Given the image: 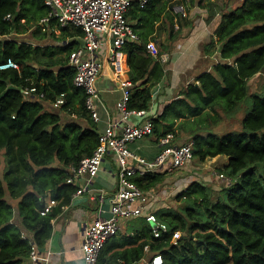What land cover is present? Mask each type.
<instances>
[{
    "label": "trees",
    "instance_id": "obj_1",
    "mask_svg": "<svg viewBox=\"0 0 264 264\" xmlns=\"http://www.w3.org/2000/svg\"><path fill=\"white\" fill-rule=\"evenodd\" d=\"M166 2L149 0L135 13L150 30L139 33L134 25L140 38L121 48L128 54L133 81L130 109L149 108L153 89L163 77L165 44H157L160 51L153 55L147 43ZM48 12L44 0H0V65L9 58L19 64L0 68V264L32 262V249L47 245L54 218L71 204L78 188L67 181L69 169L93 153L102 131L86 109L84 90L74 84L72 67L36 70L30 62L37 49L5 37L25 32ZM215 33L223 61L200 73L199 84L190 83L180 98L165 106L154 120V136L158 141L168 132L176 134L175 119L183 118L179 127L190 134L180 142L193 141V158L201 162L224 156L227 162L218 172L230 180L215 194L213 186L196 178L176 194L185 201L181 210L156 211L169 230L155 236L148 226L144 233L150 236L153 253L162 255L161 264H264V89L251 92L249 84L264 72V0L234 6L223 14ZM152 38L157 42L156 35ZM29 86L37 87L36 98L24 95ZM40 92L45 93L43 99L38 98ZM61 92L66 102L57 109L52 101ZM243 102L247 108L240 120L242 130L216 132L215 125L236 115ZM64 111L75 116L64 119ZM165 175L138 176L136 181L148 190L163 186ZM52 200L56 203L50 205ZM176 231L182 233L175 241ZM130 239L137 241L136 236ZM145 244L117 252L115 259L106 258L105 246L100 262L111 264L129 255V263L137 261Z\"/></svg>",
    "mask_w": 264,
    "mask_h": 264
},
{
    "label": "crops",
    "instance_id": "obj_2",
    "mask_svg": "<svg viewBox=\"0 0 264 264\" xmlns=\"http://www.w3.org/2000/svg\"><path fill=\"white\" fill-rule=\"evenodd\" d=\"M162 1L166 2L167 0ZM242 1L184 0L187 7L185 17L177 15L171 4L166 2L167 6L161 19L156 21L155 27L149 33L150 39H153L154 35L157 36L155 39L159 47L161 44H165L161 50L164 74L152 93L151 110L156 111L155 116L162 113L165 106L171 101L180 98L183 95V90L190 83L199 84L196 78L200 73L212 70L215 64L223 61L219 56L220 45L215 44V32L223 14L234 6L240 5ZM128 13L131 23L135 25L139 33H147L150 30L147 27V22L142 20L140 15H135V13H140L138 4L135 3ZM172 16H175L173 23ZM42 18L39 21L33 20L25 32L13 33L5 37H13L20 43H26L31 49H37L33 52V59L30 62L36 70L45 69L56 72L63 67H70V51L82 44L83 31L80 33L81 29L75 26H62L56 19L43 21ZM164 54L167 55V59H164ZM103 57L104 66L97 81V87L101 93L100 118L99 120L94 119L98 123L99 130H103L109 122L118 120L120 117L118 103L123 95V90L118 85L117 76L128 78L131 76L127 52L118 49L114 59L107 58V53H104ZM228 62L233 63V59H229ZM257 75L250 79V85ZM76 106L79 107L80 103L76 102ZM61 113L64 119L75 116L65 111ZM182 119H175L172 126L176 131V140L179 142L187 141L190 134L179 127ZM131 147L147 158H153L160 148L154 135L133 143ZM114 169V161L108 157L103 162L99 175L87 186V190L73 199L71 204L65 206L63 211L54 218L52 236L47 245L40 249L41 253L48 255L49 258L42 262L43 264H83L82 245L85 228L97 217L103 202L105 209L110 205V198L117 188ZM178 171L165 172L163 188L160 187L162 184L158 185L161 190L159 187L156 188L159 193L157 200L151 202L142 215L123 221L118 233L106 242V258H110L126 248L146 243L143 257L130 263L128 260L133 256L129 255L128 259L119 257L111 264H149L154 253L148 244L150 236L144 233V230L151 226L145 215L166 207L168 201L174 200L176 194L186 188L187 178L175 177L180 172ZM183 179L185 181H181ZM132 236L137 238L135 243L130 242ZM117 256H114V259ZM25 264L33 263L29 261Z\"/></svg>",
    "mask_w": 264,
    "mask_h": 264
},
{
    "label": "built area",
    "instance_id": "obj_3",
    "mask_svg": "<svg viewBox=\"0 0 264 264\" xmlns=\"http://www.w3.org/2000/svg\"><path fill=\"white\" fill-rule=\"evenodd\" d=\"M44 2L49 7V12L42 18L43 21L56 19L62 26H75L81 28L84 33L82 44L69 54V64L74 70V84L85 92L86 109L95 120H99L101 93L97 81L104 66L103 55L107 53V58L112 60L118 49L127 42L140 38L128 17V11L135 3L144 8L149 0H44ZM170 2L177 15L182 17L187 15L184 0ZM147 50L157 55L159 50L157 42L149 40ZM163 57L167 59L166 54ZM9 67L19 68V64L9 58L0 65L1 69ZM117 78L118 85L123 90L118 103L120 117L109 122L100 132L99 142L93 153L84 157L79 164L70 167L67 179L69 183L78 185L73 194L75 199L96 179L108 157L114 161L117 188L110 198L109 207L105 209L103 202L97 217L86 225L82 245L83 264H108L100 262L102 250L108 239L118 233L123 221L142 215L148 205L157 200L159 196L157 187L143 189L136 181L138 176L154 175L158 172L172 173L186 166L194 156L193 141L181 143L176 140L174 132H168L158 138L160 148L153 158H147L131 147L133 143L154 135L156 111L151 110V105L146 109H130L128 102L133 81L128 77ZM36 93V86L24 89L27 98H36ZM44 97V92L38 93V98ZM65 102L66 93L61 92L52 101V105L60 109ZM217 174L225 181L230 180L224 173ZM55 203L52 200L50 205ZM48 210L49 207L46 208V211ZM145 217L151 223L155 236L169 230L167 223L157 218L156 211L146 213ZM180 234V231L174 233L175 241ZM31 259L33 264H43L42 262L49 258L48 255L41 253L39 247H34ZM162 262L163 257L158 253L154 254L149 264Z\"/></svg>",
    "mask_w": 264,
    "mask_h": 264
},
{
    "label": "rangeland",
    "instance_id": "obj_4",
    "mask_svg": "<svg viewBox=\"0 0 264 264\" xmlns=\"http://www.w3.org/2000/svg\"><path fill=\"white\" fill-rule=\"evenodd\" d=\"M264 89V72L262 74L257 75L255 80L251 81L250 90L251 92H261ZM242 108L239 110V112L236 115H233L232 117H225L222 119L217 125H215L214 130L218 132L219 134H223L228 131H234V130H242V126L240 123V120L242 116L245 114L247 103L243 102L241 103ZM226 162V159L224 156L221 157H214L211 159H207L204 162H201L198 158H193V161L191 160L189 164L186 165V167H182L179 169V173L175 175V177L180 176L181 178H187V186H189V183L191 181H194L196 178H199L201 181H203L205 184L208 183L209 185L213 186L215 190V194L220 193L223 186H226V182L224 179H221L218 177L217 172L219 171L221 165H224L223 163ZM4 163V162H3ZM3 164L0 165V174L3 172ZM174 177V178H175ZM209 177L210 180L207 178ZM185 179L181 181H185ZM172 183V182H171ZM163 188V186H160ZM159 187V188H160ZM160 188V190H161ZM185 205V201L183 200H177L176 198L174 200H170L167 203L166 207L162 208H172L175 210H181L183 206ZM182 233V232H181ZM181 235V234H180Z\"/></svg>",
    "mask_w": 264,
    "mask_h": 264
}]
</instances>
